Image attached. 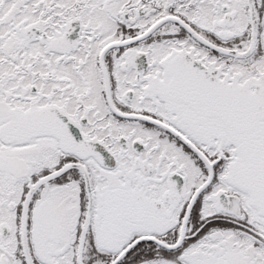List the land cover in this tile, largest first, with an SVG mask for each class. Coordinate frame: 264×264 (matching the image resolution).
<instances>
[{"label": "snow or ice", "instance_id": "snow-or-ice-1", "mask_svg": "<svg viewBox=\"0 0 264 264\" xmlns=\"http://www.w3.org/2000/svg\"><path fill=\"white\" fill-rule=\"evenodd\" d=\"M0 264H264V0H0Z\"/></svg>", "mask_w": 264, "mask_h": 264}]
</instances>
